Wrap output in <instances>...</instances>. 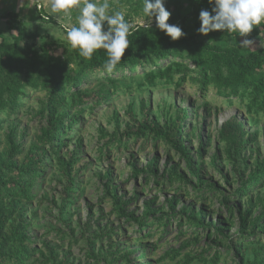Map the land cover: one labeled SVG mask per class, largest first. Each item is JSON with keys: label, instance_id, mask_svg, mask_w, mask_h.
<instances>
[{"label": "rangeland", "instance_id": "rangeland-1", "mask_svg": "<svg viewBox=\"0 0 264 264\" xmlns=\"http://www.w3.org/2000/svg\"><path fill=\"white\" fill-rule=\"evenodd\" d=\"M108 3L109 14L125 13L130 29L148 24L144 0ZM33 10L35 23L24 24L40 35L33 45L47 43L66 61L72 49L66 32L77 24L79 9L54 14L49 0H35ZM259 30L247 38L264 46ZM3 34L12 40L9 30ZM181 63L192 72L191 61ZM142 71L110 76L117 88L107 101L97 102L94 95L105 76L83 81L81 90L90 95L70 141L57 154L45 147L39 163L44 173L30 183L28 197L8 215L3 230L10 233L24 222L29 238L24 244L31 250L26 264H247L255 258L264 264V176L238 193L264 167V112L238 96L219 97L208 86L201 90L196 73L180 85L175 75L172 82L147 86ZM233 116L244 133L243 144L230 155L219 132ZM47 117L45 92L29 87L15 111L0 112V158L6 165L20 166L39 144ZM142 121L164 130L182 125L180 139L192 168L165 139L132 136ZM202 213L209 228L195 232L188 216ZM140 221L146 222L143 228Z\"/></svg>", "mask_w": 264, "mask_h": 264}, {"label": "trees", "instance_id": "trees-1", "mask_svg": "<svg viewBox=\"0 0 264 264\" xmlns=\"http://www.w3.org/2000/svg\"><path fill=\"white\" fill-rule=\"evenodd\" d=\"M165 7L171 13L168 23L180 26L186 35L173 41L155 27V22L151 27L137 25L130 29V45L110 73L104 69L108 59L106 50L98 49L91 59H86L79 54L78 49L72 48L64 61L47 43L42 42L35 48L33 44L40 35L27 31L15 12H3L0 15L8 24L12 37L8 41L0 32V112L15 111L20 106V98L26 87L45 92L48 112V126L42 131L39 144L32 146L20 166L13 163L6 165L0 158V264H26L31 257V250L24 244L29 240L24 222L20 220L10 233H5L3 223L10 213L21 209L20 201L28 197L30 183L44 173L39 163L48 153L45 147H50L57 154L70 141L67 138L69 132L80 120L79 115L85 113L90 95L89 91L81 90L83 81L105 76V82H101L94 93L98 102L107 101L116 90L117 86L110 76L117 72L131 73L143 69L142 80L147 86H155L157 82H172L175 75L179 76L177 84L180 85L187 75L196 73L201 90L208 86L219 97L233 99L238 96L245 99L249 108L264 112V46L256 40L242 46V37L225 31L199 34L196 31L199 27V12L201 9L211 11L212 8L208 0H165ZM258 29L264 43V23L254 27L253 31ZM210 35L212 38L206 40ZM184 60L194 64L192 72L183 68L181 61ZM164 61H168L167 65L163 64ZM71 63L75 68H69ZM147 66L151 68L145 70ZM181 127L177 124L173 129L164 130L155 121H142L132 136L148 134L155 140L165 139L192 168V156L188 155L180 139ZM242 128L241 121L235 116L221 125L219 137L226 143L230 155L236 153L243 144ZM8 174H11L9 178ZM263 176L264 167H257L248 181L240 186L238 193L245 194L250 185L260 181ZM117 208L122 209V205L117 204ZM203 217V213L198 218L194 214L188 216L195 232L204 227L209 228L202 224ZM240 218L241 230L245 231L248 226L246 216ZM259 222L257 218L253 224L258 225ZM139 223L140 228L146 224L144 221ZM249 234L252 235L253 231ZM256 248L260 252L259 244ZM247 264H262V260L255 258L248 260Z\"/></svg>", "mask_w": 264, "mask_h": 264}, {"label": "clouds", "instance_id": "clouds-1", "mask_svg": "<svg viewBox=\"0 0 264 264\" xmlns=\"http://www.w3.org/2000/svg\"><path fill=\"white\" fill-rule=\"evenodd\" d=\"M211 11L201 9L198 15L197 32L207 35L212 31L235 33L243 39L242 46H247L251 40L247 37L253 28L264 23V0H208ZM50 13L68 14L73 8L79 9L77 24L68 28L66 37L73 49L79 54L91 59L98 49L107 53L104 69L112 72L129 47L130 24L125 19V13L109 14L108 0L99 3L98 0H49ZM144 16L149 18L148 27L155 21V27L175 41L186 33L175 24L168 23L171 16L165 7V0H144ZM145 26V25H141Z\"/></svg>", "mask_w": 264, "mask_h": 264}, {"label": "crops", "instance_id": "crops-1", "mask_svg": "<svg viewBox=\"0 0 264 264\" xmlns=\"http://www.w3.org/2000/svg\"><path fill=\"white\" fill-rule=\"evenodd\" d=\"M35 0H0V15L3 12H15L21 21L26 25V21L29 24H34L35 19L33 18V10ZM41 7L45 8V4L42 2ZM53 21V20H52ZM8 30V24L0 18V32L3 33Z\"/></svg>", "mask_w": 264, "mask_h": 264}]
</instances>
